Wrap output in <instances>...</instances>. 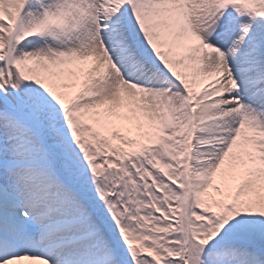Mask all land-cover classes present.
<instances>
[{"label": "snow or ice", "instance_id": "1", "mask_svg": "<svg viewBox=\"0 0 264 264\" xmlns=\"http://www.w3.org/2000/svg\"><path fill=\"white\" fill-rule=\"evenodd\" d=\"M0 264H264V0H0Z\"/></svg>", "mask_w": 264, "mask_h": 264}]
</instances>
